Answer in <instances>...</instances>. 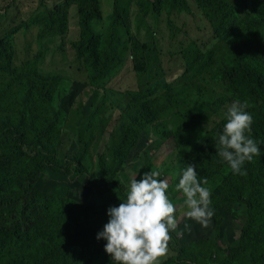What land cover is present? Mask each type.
I'll use <instances>...</instances> for the list:
<instances>
[{"label":"trees","instance_id":"obj_1","mask_svg":"<svg viewBox=\"0 0 264 264\" xmlns=\"http://www.w3.org/2000/svg\"><path fill=\"white\" fill-rule=\"evenodd\" d=\"M45 1L41 0V8L45 11L38 8L32 18L9 32L6 37L0 38V56L4 62H0V70H11L10 60L7 59L9 56L5 55V38L14 40L22 28L30 29L45 21L49 29L40 35V40L46 34L61 35L66 30L61 22V8L55 6L49 9L44 6ZM247 1L212 0L207 20L219 46L203 57L201 64L197 65L198 71L184 88H173L167 97L148 105L143 99L151 93L153 62L142 69L136 68L144 94L137 100L139 102H129L126 108H120L124 113V125L111 138L108 158L98 157L95 165L102 174L100 181L81 176L83 158L58 160L56 150L63 141L53 146L45 145L46 139L55 133L64 116L63 107L57 106L59 98L57 101L54 90L47 91L43 83L35 86L34 80L28 76H22L18 82L15 78L9 80L15 83L12 99L16 108L11 109L13 114L0 121V217L4 216L0 220V264H96L106 243L103 239L97 240L96 236L103 228L101 225L106 223L103 220L108 219H98V225L91 224L90 214L93 210L89 206L50 193L42 178L52 174L67 179L68 185L79 183L91 189L96 197H115L117 189H126L120 185L119 177L135 148L134 126L146 128L158 115L171 112L179 105L184 107L190 98V104L185 110L178 112L182 120L176 132L177 142L183 145L186 138L198 131L203 133L202 140L197 144L204 158L214 166L210 167L201 160L189 163L196 166L198 178L206 181V187L212 191H226L245 209L246 214L239 246L219 264H248L259 254L261 249L257 247L255 236L264 234V144L260 145L261 153L243 165L246 174L241 175L242 183L237 185L236 181L226 182L220 171L223 162L216 154L214 141L226 122L224 114L234 102H246V110L252 115L251 135L257 141H264V0H255L258 9L253 15L238 21V26L232 22L234 4L240 6ZM139 2L145 20L150 13L161 14L163 11L161 0ZM166 6L169 14L173 11L190 12L186 0H166ZM115 8L108 34L99 44L100 38L92 24L102 19L100 2L81 0L79 14L82 38L72 43L76 55L90 69L92 82L102 88H106L125 67V57L121 52L124 44L119 37L122 14L118 4H115ZM54 23L58 24L57 28ZM144 25L146 23L141 21L137 29L140 30ZM198 50V44L192 41L189 50H184L182 54L188 57L191 51L197 56ZM142 74L147 75L146 78ZM199 78L208 81L217 92L209 90L198 96V99L195 95L191 97L189 87ZM6 96V88L0 87V100ZM34 108L44 109L45 117ZM90 115L94 119L98 113L93 110ZM70 116L74 117L73 114ZM74 122L80 139L97 137L87 121L76 116ZM110 125L111 122L107 121L98 136L104 134ZM84 143L86 147L90 146V143ZM53 213L59 216V220L64 215L74 217L75 220L84 215L87 217L84 222L90 226H85V223L76 224L75 221L72 226H67V222L60 221L57 228L50 232L44 227L46 219ZM34 218L41 219L40 230L32 240L28 257L24 259L19 254L29 246L25 240ZM175 262L190 264L181 259Z\"/></svg>","mask_w":264,"mask_h":264},{"label":"rangeland","instance_id":"obj_2","mask_svg":"<svg viewBox=\"0 0 264 264\" xmlns=\"http://www.w3.org/2000/svg\"><path fill=\"white\" fill-rule=\"evenodd\" d=\"M139 1L99 0L102 19L92 24L100 38L99 44L108 34L116 9L115 4H118L122 14L119 37L124 44L121 52L125 57V67L106 88L98 87L92 82L90 69L84 60L79 59L72 47L73 42L82 38L79 14L81 0L45 1L44 6L49 9L55 6L61 8V22L66 26V30H63L61 35L46 34L40 40V35L49 29L45 21L30 29L22 28L15 35L14 40L5 38V55L9 56L7 59L10 60L11 70H0L2 79L0 87L6 88L8 95L3 98L4 100H0V121L12 113L11 109L16 108L12 99L15 83L9 80L15 78L18 82L23 78L22 76H28L34 80L35 86L43 83L47 91L52 92L53 89L57 101L59 98L57 106L63 107L64 116L55 133L50 134L46 139L45 145L53 146L58 141H63L56 150L60 161L83 158L80 169L82 177L101 180L102 174L95 165L98 157L108 158L111 138L124 125V113L120 108H126L129 102H139L137 100L144 94L136 68L142 69L153 62L154 79L150 85L151 93L143 99V102L151 105L167 97L173 88H184L187 82H191L190 79L198 71L197 65L201 64L203 57L219 46V41L207 20L212 0H186L190 12L173 11L172 14L167 11L166 0H161L163 4L161 14L152 12L146 20L143 18L144 14ZM42 5L41 0H0V38L6 37L9 32H13L32 18L38 8L45 11L41 8ZM238 5L234 4L232 16L235 26H238V21L253 15L258 9L255 0H248ZM141 21L146 25L138 30L137 26ZM54 27L57 28L58 24L54 23ZM192 41L199 46L197 56L190 51L189 56L185 57L182 52L189 50V44ZM1 61L3 62L2 56H0ZM194 61L196 63L189 66ZM12 71L13 75H11ZM194 82L195 84L189 87L191 97L195 95L198 99V96L209 90L217 92L215 87H211L209 82L202 78ZM190 101L191 98L184 107L179 105L171 112L158 115L146 128L134 126L135 148L128 158L124 172L119 177L120 185L126 189L124 191L117 189L114 193L115 197H96L91 189L79 183L74 186L68 185L67 179L52 174L42 178L47 190L80 205L89 206L93 210L90 214L91 224L98 225V219H108L106 214L108 207L117 206L122 202L121 199L125 197L130 179L136 177L139 180L144 172L151 169L158 171L160 176L157 178H165L168 181L169 198L176 206L174 215L177 217V229L170 233L167 250L159 258V264H179L175 262L176 259L185 260L190 264H219L239 246L246 214L245 209L226 191L222 189L212 191L207 187L210 190L211 207L214 210L209 224L204 227L184 216L186 210L184 196L180 191L174 190L180 170L189 162L200 160L210 167L214 166L212 162L204 158L197 144L203 138L201 131L186 138L183 145L177 142L176 132L182 120L178 112L185 110ZM34 110L41 113L43 118L45 117L44 109L34 108ZM93 110L98 113L94 119L90 115ZM76 116H79L82 121H87L86 123L91 125L97 137L80 139L74 122ZM107 121L111 122L110 127L104 134L98 136ZM84 142L90 143V146L86 147ZM222 162L220 171L225 176L226 182L236 181L237 185H241L242 176L233 174L227 163ZM112 201L116 202L112 203ZM86 218L81 215L75 220L74 217L64 215L59 220V216L53 213L46 219L44 229L52 232L60 221L67 222V226H72L73 221L76 224L85 223ZM2 219L4 216L0 217V220ZM107 221L103 220L106 223ZM40 223L41 219H33V226L25 240L29 246L22 249L19 254L24 259L29 255L28 251ZM255 241L261 251L248 264H264V234L256 235ZM96 264H112L104 248Z\"/></svg>","mask_w":264,"mask_h":264},{"label":"clouds","instance_id":"obj_3","mask_svg":"<svg viewBox=\"0 0 264 264\" xmlns=\"http://www.w3.org/2000/svg\"><path fill=\"white\" fill-rule=\"evenodd\" d=\"M246 108V102H234L214 140L216 154L238 175L246 174L243 165L260 154V145L264 144L252 137V115ZM159 176L151 169L139 180L130 179L122 202L107 208L108 221L96 239L106 241L103 248L112 264H159L166 252L170 233L177 229L176 206L169 198L167 179ZM205 183L198 178L196 166L188 163L180 170L174 188L184 196V216L204 227L214 215Z\"/></svg>","mask_w":264,"mask_h":264}]
</instances>
